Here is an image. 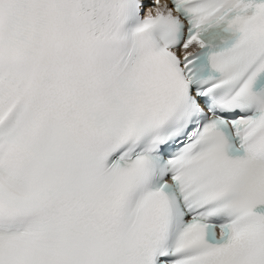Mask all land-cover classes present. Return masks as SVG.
Returning <instances> with one entry per match:
<instances>
[{"label":"snow or ice","instance_id":"obj_1","mask_svg":"<svg viewBox=\"0 0 264 264\" xmlns=\"http://www.w3.org/2000/svg\"><path fill=\"white\" fill-rule=\"evenodd\" d=\"M0 264H264V0H0Z\"/></svg>","mask_w":264,"mask_h":264}]
</instances>
